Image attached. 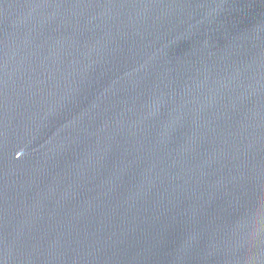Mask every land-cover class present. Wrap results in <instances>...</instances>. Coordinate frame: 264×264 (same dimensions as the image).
<instances>
[{"label": "water", "instance_id": "1", "mask_svg": "<svg viewBox=\"0 0 264 264\" xmlns=\"http://www.w3.org/2000/svg\"><path fill=\"white\" fill-rule=\"evenodd\" d=\"M0 264H264V0H0Z\"/></svg>", "mask_w": 264, "mask_h": 264}]
</instances>
